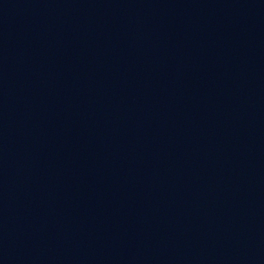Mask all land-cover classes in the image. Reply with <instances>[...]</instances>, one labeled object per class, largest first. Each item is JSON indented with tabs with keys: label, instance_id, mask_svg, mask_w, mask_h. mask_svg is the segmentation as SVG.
<instances>
[{
	"label": "water",
	"instance_id": "1",
	"mask_svg": "<svg viewBox=\"0 0 264 264\" xmlns=\"http://www.w3.org/2000/svg\"><path fill=\"white\" fill-rule=\"evenodd\" d=\"M0 264H264V0H0Z\"/></svg>",
	"mask_w": 264,
	"mask_h": 264
}]
</instances>
